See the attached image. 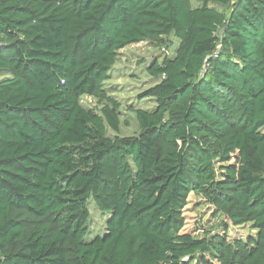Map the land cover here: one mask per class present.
Segmentation results:
<instances>
[{
    "label": "trees",
    "instance_id": "obj_1",
    "mask_svg": "<svg viewBox=\"0 0 264 264\" xmlns=\"http://www.w3.org/2000/svg\"><path fill=\"white\" fill-rule=\"evenodd\" d=\"M196 1L0 0V264H264V0ZM172 35L109 136L119 52ZM192 193L257 237L185 233Z\"/></svg>",
    "mask_w": 264,
    "mask_h": 264
},
{
    "label": "rangeland",
    "instance_id": "obj_2",
    "mask_svg": "<svg viewBox=\"0 0 264 264\" xmlns=\"http://www.w3.org/2000/svg\"><path fill=\"white\" fill-rule=\"evenodd\" d=\"M192 4L194 7L200 5L196 0H192ZM210 7L224 11L223 7L213 3ZM178 46L179 40L172 35L166 38V45L163 46L144 41L130 45L119 52L110 79L104 84L106 93L121 105L120 131L117 133L110 130L109 136L133 137L140 133L137 116L129 108L151 110L155 107L153 100L141 98L147 89L157 83L147 73V67L155 61L161 62L166 57H173ZM81 104L84 108L96 112H100L103 108V104L98 99L90 96H84ZM89 208L92 217L90 226V239H92L105 233L109 215L100 212L93 203H90ZM184 215L186 218L184 232L200 239H211L220 235L234 242L235 240L248 241L250 238L257 237L258 231L254 229L253 224L239 227L232 225L224 216H217L202 195L194 193L190 195Z\"/></svg>",
    "mask_w": 264,
    "mask_h": 264
}]
</instances>
